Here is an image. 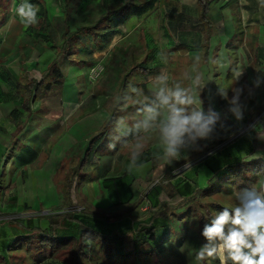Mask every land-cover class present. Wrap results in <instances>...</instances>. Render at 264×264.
Wrapping results in <instances>:
<instances>
[{
  "label": "rangeland",
  "instance_id": "rangeland-1",
  "mask_svg": "<svg viewBox=\"0 0 264 264\" xmlns=\"http://www.w3.org/2000/svg\"><path fill=\"white\" fill-rule=\"evenodd\" d=\"M35 1L40 2L42 0H29L32 4L37 3ZM117 1L118 3H122L123 0H113V2ZM211 1L213 2V6L209 15L212 16L213 14L212 19L216 26V31L212 38V44L214 45V50H212L213 57H211V62L208 63H205V59L200 55L201 52L198 51L201 37L199 35L197 37V32L200 30L198 27L201 26L198 25V20L196 19L197 8L194 0H180L182 8L177 7L176 3L172 5L171 2L170 4L169 2L167 4L166 2L165 4L156 2L155 5L152 3L141 11L137 10L140 12V16H142L147 10L152 9L151 12L143 15L142 18L137 15L138 19H131L130 12L123 20H119L116 24L117 26H121L128 20L129 24L133 23L136 26L133 31L129 29L130 33L129 31L127 33L129 25L125 27V33L129 35L127 36L128 43L122 42L119 50L126 57L130 53L139 54L144 39L149 44L154 45L155 48L153 49L151 58L152 63H160L162 65V70L158 72V78L152 80L155 91L157 89L158 92L160 88L175 90L179 86L196 98L197 102L193 103L194 105L184 106L189 114L194 110H202L205 114L212 111L223 115L224 109L230 108V101L235 93V89L243 87L240 104L242 105L243 114L246 112L249 117L248 121L250 122L247 128H240L239 135H233L229 126L220 124L224 120L222 119L216 122L214 130L208 139L197 140L194 144H186V146L180 149L178 158L171 160L169 158L168 163L160 159L154 164L150 174L145 178L131 181L136 189V199H140V205L135 215L141 218H143V213L149 209H146L144 197L151 187L158 185L170 189L173 187L174 178L179 177L181 178L180 181H182L185 177L188 178L189 174H194L195 181L202 186L204 180L209 176V172L205 167L197 166L201 159L215 152L221 158L242 154L246 150L250 137L249 134H246L247 130L256 122H264V8L260 7L259 0H247L244 4H241V0ZM215 2L217 4H214ZM3 3H1L0 7V21L7 12L15 14L14 9L19 6L21 0H10L7 9ZM109 4L104 1V3L82 4L79 6L78 1H73L67 12L69 21L72 19L71 27L95 22L100 13H103L104 10L109 11ZM45 5L48 9L46 10L45 6L44 9L51 14V17L52 14L58 16L63 10L61 4L60 7L58 5L54 7L52 4H49V0L45 2ZM171 11L172 13H170ZM163 28H167L175 38L174 42L180 44L178 49L174 50L170 48V45L168 46L170 49L166 50L164 48L166 40L165 36L161 35V29ZM56 39L58 42L60 41V35L57 32ZM115 52L118 51L104 52L101 57L99 55L96 56L93 64L89 66L90 68L88 67L89 69L82 67L83 75L81 76V82L85 88L82 96L78 94L76 84L72 82L66 83V87H68L66 95L73 102L70 105L77 103L80 97H84V100L79 105V108H81L80 114L97 106H104L103 93L111 92L112 88L104 82V77L109 72L107 69L108 65H105L106 63L110 64L114 60ZM97 66L96 71H101L99 72L100 76L91 83L89 81L90 70ZM236 68H240L243 71V75L238 81L233 78V70ZM215 74L217 75L216 77ZM257 76L262 81L259 87L254 86L253 83ZM141 77L137 72L129 75L126 78L127 83L123 87V93L125 95L131 94L140 85ZM197 77H199L198 81ZM160 80L162 82H159ZM197 86L202 89L203 101L205 103L201 99L202 96L195 91ZM129 100L132 101V98ZM158 111L161 115L156 121L152 122V127L145 130L142 126L143 124H141L140 130L143 131L142 139H140L138 145H134L136 148L139 145H143V147L147 146V137L145 138L144 136L152 132V130L158 129L157 132H154V136H152V139L155 138V141L157 136L160 135L158 123L159 120L165 118L167 110L166 108L158 107ZM131 120L129 117L125 118V122L123 123L129 126ZM232 120L238 122L235 117ZM226 122L227 124H232V121L226 120ZM137 131H139V128ZM240 136H243L242 139H239ZM60 137L61 139L56 138L55 142L62 148L65 147L66 153L64 155L61 153L51 163L47 162V154H45L46 151L44 150V154L41 155L35 164H31L25 168H17L18 166L14 167L13 165L5 167V164L3 165L5 170L0 180V264H34V262L39 261L42 257L50 255L49 251L46 250L29 252L27 249L31 246L24 244L22 246L19 240L12 242L10 238L2 239L10 232L8 220L33 217L41 219L40 225L45 227L47 226V222L44 220L45 216H52L67 210L63 203L62 187L65 184L70 168L73 166V158L67 154L69 139L67 137L63 138V135ZM114 137L116 138V136ZM81 142V146L86 144L85 140ZM205 145L212 147V149L207 154L200 155V151L205 148ZM120 151V155H127L131 149L123 148ZM116 165L115 163L114 168ZM25 171L28 173V176L23 174ZM49 171H54V173L48 175ZM219 188H215L213 194L206 197L207 201L221 203L229 207L237 203L235 188ZM83 189L80 191L79 186H77L76 192L80 201L85 206H89L90 209H93L96 205L106 206L110 203V197L107 195H101L99 192L95 193L90 187ZM75 209L80 211L83 209V206L78 205ZM210 210L212 211V209ZM83 219L88 224L89 221H92L87 218ZM92 223L93 226L98 227L97 221H93ZM186 223V226L182 224L180 226L183 227L179 226L180 235L185 236L182 247L174 249L169 244L172 247L170 254H161V252L158 254L155 252L147 256L145 253H140L137 257V264H163L161 258H159L161 256L167 264H200L201 262L195 259L196 251L200 247L199 241L195 236V225L193 226L192 219H189ZM110 229V225L103 224L101 230L109 231ZM2 242H11L9 251H2ZM162 244L160 243L161 246ZM177 249L178 252H176ZM53 256L59 260L68 261L70 259V252L62 251ZM87 257V261L83 262V264H101L92 252ZM205 261L208 264H219V261L213 258ZM104 262L105 264H125L121 260L118 262L116 260L114 262L112 260ZM129 264L135 263L130 262Z\"/></svg>",
  "mask_w": 264,
  "mask_h": 264
},
{
  "label": "crops",
  "instance_id": "crops-1",
  "mask_svg": "<svg viewBox=\"0 0 264 264\" xmlns=\"http://www.w3.org/2000/svg\"><path fill=\"white\" fill-rule=\"evenodd\" d=\"M73 1H78L79 6L82 4L104 3L105 1L110 3L109 11L104 10L103 13H100V16L95 22L83 24L78 27H71L72 19L69 21L67 12ZM129 1L123 0L122 3H118V1L113 2V0H70L65 7L62 0H49V4H52L54 7L57 5L60 7V4L63 6V10L59 15L52 14V17L50 13L46 12L48 8L45 2L47 0L38 1L34 3L40 8L37 14L38 23L31 26L23 23L21 18L16 14H10L9 12L4 14L3 19L0 21V180L7 165L25 168L31 164H35L41 155L44 154V150L46 151L45 154H47L48 163L55 160L61 153L64 155L66 148H62L55 142L56 138L61 139V135H63V138L67 137L69 139L67 154L73 158V166L83 156L87 141L84 146L80 145L82 143L81 141L85 140L89 134L100 129L108 117V112L105 106H97L80 114L81 108H79V105L84 100V97H80L77 103L70 105L73 102L66 95L68 92L66 83L72 82L76 84L78 94L82 96L85 89L81 82V76L83 75L82 67L89 69V66L93 64L96 56L99 55L101 57L104 52L110 53L115 50L118 52L114 53V60L110 64L106 63L105 65H108L107 69L109 72L104 77V82L112 88L111 92L103 93L104 101H113L115 99L114 91L122 79V69H130L136 63H148L151 66H158L159 69L149 75L142 76L140 85L131 94L126 95L127 108L121 111L119 123L113 130L108 132L102 141L95 144L92 161L86 163L80 172V180L82 181L79 187L80 191L84 190L83 188L87 189L90 187L95 193L99 192L101 195L110 197V203L106 206L96 205L94 208H105L121 199L126 200L131 198L134 200L137 194L135 193L136 189L134 184L131 181L145 178L150 174L154 164L160 159L168 163L169 158L165 156L161 135L157 136V138H160L158 140L156 138V141L155 138L152 139V136L155 134L154 132H157L158 129H154L144 136L145 138L147 137L146 140L148 142L146 147H143V145H139L137 148L135 147L140 143V139H142L143 131L140 128L148 115L146 109L148 107H158L157 89L155 91L152 80L158 78V72L162 70V65L160 63H152V52L155 47L153 44H149L146 39H144L139 54L130 53L126 57L119 50L122 42L128 43L127 36L129 35L127 33L129 29L133 31L136 28L134 26L135 24H129L128 20L123 25L117 26L116 24L121 16L126 17L131 12V19H138L137 15L142 18L143 15L152 11V9H149L142 16L138 12L142 9H138V11L131 10L127 14H123L125 10L122 11L121 9H124L126 3ZM135 2H140V5L145 4L144 9L152 3L155 5L156 2H159V4H165V2L166 4L167 2L170 4L171 2L172 5L176 3L177 7L182 8L180 0H134ZM212 3L211 1V5L213 6ZM214 4L217 3L215 2ZM111 12L113 14L111 16L109 15L111 21L109 27H104L101 24L97 28L92 29V27L98 25L100 20L107 17ZM42 17H45L47 20L49 25L48 31L53 34L55 45L61 42L63 33L74 34L72 46L67 58H64L62 55H57L56 48L53 47L51 40L47 38L49 32L40 28L39 21ZM211 18H213V14ZM196 19L198 20V25L201 26L197 9ZM127 25L129 27H127V33H125V27ZM80 28L84 29L80 30ZM198 28L200 30L197 32V37L198 35L201 37L202 28ZM161 30V35L163 34L165 36L167 45L164 48L166 50L170 48L174 50L178 49L180 44L174 42L175 38L168 29L163 28ZM56 32L60 35L59 42L56 39ZM169 45L170 48L168 47ZM198 46V51L201 52V42ZM212 50H214L213 44ZM212 50L209 54V60L213 57ZM200 55L202 56V53ZM53 62H56L62 71V78L59 80L61 83L60 86L51 87L48 90L41 89L42 91L40 90V93L37 94V99L30 103V110L26 112L21 106L24 87L33 80H39L42 73ZM159 82H162V80ZM47 83H53V78L48 77L45 81V84ZM130 98H132V101L129 100ZM125 110L126 112H124ZM215 113L220 114L218 112ZM244 115L247 119L249 118L246 112ZM128 117L132 120L130 125L126 126L123 122ZM138 128L139 131H137ZM234 128L239 130V135L242 126L238 125ZM251 131L252 128H249L246 132L247 135H250L246 149L251 142ZM242 137L240 136L239 139H242ZM110 144H114L115 149H110ZM123 148H130L131 151L127 155H120L119 152ZM115 163L117 165L114 168ZM53 173L54 171H49L48 175H52ZM23 174L28 176L26 171ZM188 178L196 183L194 174H189ZM177 180L178 178L175 179V181ZM135 213L136 211L134 215ZM87 219L92 220L89 221L88 225L101 233H109L117 228V223H106L91 218ZM93 221L98 222L97 226L99 228L93 226ZM103 224L110 225L111 229L109 231H102Z\"/></svg>",
  "mask_w": 264,
  "mask_h": 264
},
{
  "label": "trees",
  "instance_id": "trees-1",
  "mask_svg": "<svg viewBox=\"0 0 264 264\" xmlns=\"http://www.w3.org/2000/svg\"><path fill=\"white\" fill-rule=\"evenodd\" d=\"M69 1L62 0L65 7ZM2 2H4L3 4L7 9L10 0H0V7ZM139 3L130 0L126 3L124 9H121L122 11L125 10L123 14H127L131 10H143L145 4L140 5ZM195 4L202 28L200 51L202 57L206 60L205 62L208 63L211 62L209 54L212 50V38L216 31V26L209 15L212 5L210 0H195ZM111 14L113 13L111 12L107 17L101 19L99 24L92 27V29L101 24L104 27H109ZM123 17L121 16L120 20ZM39 25L42 30L48 31L49 25L45 17L40 19ZM83 29L80 28V30ZM73 35V33H63L61 42L57 45H55L53 34L49 32L47 38L51 40L53 47L56 48L57 55L67 58L74 39ZM158 69V66H151L148 63H136L130 69H122V79L114 91L115 99L113 101L106 100L104 104L108 112L106 121L98 131L89 134L85 138L87 144L83 156L74 164L69 176L66 178L62 198L67 210L52 216H45L44 220L47 222L45 227L40 225L41 219L33 217L8 220L10 232L2 240L8 238L12 242L19 240L20 245L31 246L27 249L29 252L34 250L36 252L49 251L50 255L48 257L44 256L34 264H83L87 261V256L91 252L101 264H105L104 261L107 260L108 262L121 260L125 264L130 262L137 264V257L140 253H145L147 256L155 252L170 254L172 247L169 244L174 249L182 247L185 236L180 235V227L186 226L189 219H192L193 226L195 225V236L200 246L207 243L201 235L204 225L209 223L222 208L229 207L221 203L207 201L206 197L213 194L215 188H235L237 193L244 189H255L257 191L264 189V123L256 122L250 127V129L252 128L250 145L242 154L235 157L221 158L215 152L201 159L197 166L205 167L209 172V176L204 180L202 186L197 182L194 183L189 178L185 177L180 181L181 178L176 177L178 180L174 181L173 187L170 189L165 186L153 187L148 194L150 208L143 213V218L134 215L140 205V199H121L105 208L94 209H90L89 206H85L80 201L76 189L77 186L80 187L82 184L80 180L81 170L86 163L92 161L95 144L102 141L108 132L113 130L119 123L121 111L127 108V98L123 93V87L127 83L126 78L134 72L146 76ZM48 77L53 78V83L45 84ZM61 78V68L56 62L51 63L39 80H33L24 87L22 108L28 112L30 103L37 99L39 91L60 86L59 80ZM195 89L202 96V89L198 86ZM201 99L203 101V96ZM203 102L205 103V101ZM224 110L223 115L216 113L218 116L217 122L224 119L220 124L229 126L233 135L239 133V130L234 127L241 125L243 128L250 123L244 114L242 120L235 122L232 120L235 116L229 109ZM226 120L232 121V124L225 123ZM211 149L212 147L205 145V148L200 151V155L207 154ZM78 205H82L83 209L76 210L75 207ZM84 216L106 223H117V228L109 233H101L89 226L84 221L83 218H86ZM180 224L183 226H180ZM10 243L2 242L3 252L10 250ZM160 243H163L162 246ZM178 249L176 252H178ZM62 251L70 252L68 261L59 260L53 256ZM159 258H161L163 264H167L162 256ZM200 264H208V262L203 261Z\"/></svg>",
  "mask_w": 264,
  "mask_h": 264
},
{
  "label": "clouds",
  "instance_id": "clouds-1",
  "mask_svg": "<svg viewBox=\"0 0 264 264\" xmlns=\"http://www.w3.org/2000/svg\"><path fill=\"white\" fill-rule=\"evenodd\" d=\"M246 2L247 0H241V4ZM259 5L264 8V0H259ZM14 11L23 23H38L40 8L29 0H21ZM242 75L240 68L233 70L235 80L238 81ZM261 82V78L257 76L253 83L259 87ZM242 92L243 87L236 88L230 101L229 111L237 120L243 119L240 104ZM156 95L158 107L167 110L166 117L159 122L167 158H178L180 149L186 144L209 138L218 119L216 113L209 111L205 114L202 110H194L189 114L184 106L196 103V98L179 86L175 90L160 88ZM158 107L146 109L148 115L142 125L145 130L152 127V122L161 115ZM109 148L115 149V145L110 144ZM236 200L235 205L222 208L204 225L201 235L207 243L196 251L197 261L213 258L219 264H264V189H244L237 193Z\"/></svg>",
  "mask_w": 264,
  "mask_h": 264
},
{
  "label": "built area",
  "instance_id": "built-area-1",
  "mask_svg": "<svg viewBox=\"0 0 264 264\" xmlns=\"http://www.w3.org/2000/svg\"><path fill=\"white\" fill-rule=\"evenodd\" d=\"M97 68H98V66L97 67H93L91 70H90V75H89V81L91 82V83H93L95 80H97V78L100 76V73L99 72H101V71H99V72H97L96 70H97ZM155 186H158V185H154V187ZM153 187H151V189H152ZM150 189V190H151ZM150 190L148 191V192H146V194H145V197H144V204L146 205V209L147 208H150V201H149V199H148V194H149V192H150ZM148 205V206H147Z\"/></svg>",
  "mask_w": 264,
  "mask_h": 264
}]
</instances>
